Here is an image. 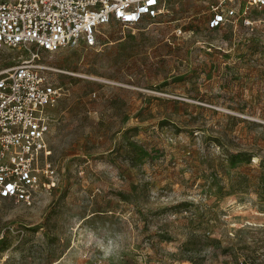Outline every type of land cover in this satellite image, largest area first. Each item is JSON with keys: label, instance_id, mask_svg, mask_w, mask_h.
I'll return each mask as SVG.
<instances>
[{"label": "rangeland", "instance_id": "374dc122", "mask_svg": "<svg viewBox=\"0 0 264 264\" xmlns=\"http://www.w3.org/2000/svg\"><path fill=\"white\" fill-rule=\"evenodd\" d=\"M214 2L39 50L56 184L0 200V264H264V13L210 29Z\"/></svg>", "mask_w": 264, "mask_h": 264}, {"label": "built area", "instance_id": "2783aa9c", "mask_svg": "<svg viewBox=\"0 0 264 264\" xmlns=\"http://www.w3.org/2000/svg\"><path fill=\"white\" fill-rule=\"evenodd\" d=\"M182 0H0V50L29 51L27 59L0 70V200L31 205L41 188L56 184L57 168L48 139L49 110L62 96L39 62V50L97 44L101 28L113 20L134 26L164 14L168 2ZM264 13V0H215L210 29ZM5 227L0 224V239Z\"/></svg>", "mask_w": 264, "mask_h": 264}]
</instances>
